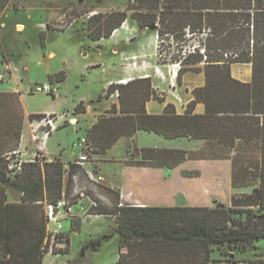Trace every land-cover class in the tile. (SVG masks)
<instances>
[{"label": "trees", "instance_id": "1", "mask_svg": "<svg viewBox=\"0 0 264 264\" xmlns=\"http://www.w3.org/2000/svg\"><path fill=\"white\" fill-rule=\"evenodd\" d=\"M127 10L106 15L92 14L87 19V35L91 39L109 37L128 15L138 25L155 28L159 40L158 56L163 55L164 39H175L179 50L169 55L179 62L177 76L187 70L202 71L205 83L191 90L190 100L182 113L173 103L165 104L161 113H149L146 103L164 101L159 97L150 76L134 77L126 82H111L96 101L117 93L118 104L111 103L95 123L86 129L85 136L96 153L111 148L120 137H131L137 131H148L165 138L213 137L217 125L235 122L239 114L264 113V0H130ZM10 0H0V10ZM41 45L44 35L40 33ZM195 42L191 49L186 47ZM2 56L4 53L1 49ZM166 58H161L166 61ZM250 63L251 83H242L230 76L231 66ZM65 79L64 71L49 76V81ZM94 101H90L93 103ZM202 102L205 111L193 113L196 103ZM118 105V106H117ZM16 94L0 92V203L3 189L20 194L21 201L43 210L22 221L21 203L7 202L0 207V264H42L47 251L46 204L56 202L63 190L65 163L60 158L43 162L24 163L21 172L8 173L2 154L16 148L22 133V114ZM75 113L85 112L84 102L74 107ZM107 113V114H106ZM42 114H31V118ZM248 117V116H247ZM233 145L232 143H224ZM127 162L137 166L172 169L188 157L186 150L153 146H136ZM251 165L240 159L233 161V179L259 177V184L250 194L233 197L232 205L215 201L213 205H135L124 202L115 206V225L99 237L87 240L88 246H99L103 239L118 236L119 252L112 264H208L213 245H226L233 253L257 249L264 239V154L250 159ZM237 170H242L237 173ZM186 175L197 174L184 171ZM238 174V175H237ZM102 191L117 204L119 191L106 184ZM5 212V220L2 213ZM80 219L71 220V228L80 229ZM25 234L26 245L20 238ZM34 237L36 238L34 242ZM69 247V237L64 234ZM219 261L237 262L229 258L231 250L219 249ZM65 252V251H64ZM222 257V256H221ZM242 261V260H241ZM246 264H264V258L246 260Z\"/></svg>", "mask_w": 264, "mask_h": 264}, {"label": "rangeland", "instance_id": "2", "mask_svg": "<svg viewBox=\"0 0 264 264\" xmlns=\"http://www.w3.org/2000/svg\"><path fill=\"white\" fill-rule=\"evenodd\" d=\"M31 4L53 9L55 10L56 15H64L62 20L65 24L72 20H76L80 27L85 25L86 29H88L87 19L92 14L106 15L112 11L118 10H127L128 14L131 12V9L129 8L131 4L130 0H11L10 3L14 8H19L20 6L24 7ZM71 16L73 18L69 19ZM67 20L69 21L67 22ZM63 22L59 23L57 28L64 29L65 26H63ZM11 30L12 28H10V31L5 32V39H12L14 32ZM113 32V35L111 34L107 38L97 40V45L94 43V48L89 51L90 56L86 57L88 61H97L100 65L92 66L82 72H80L79 69L82 67L81 62L83 57L82 55H79L77 59L78 62H75V58H77L76 52L70 47V44L73 43L75 38L83 40L82 37H77L75 30H69L66 33L52 31L47 34V44L50 49L53 48L55 50L56 56L65 57L71 65L77 63L75 69L70 72V79L63 83L61 93L63 99L54 102L58 107L56 110L57 118L62 113L69 111L66 119L70 122L71 118L69 117L71 111L81 101L86 104L88 110V113L80 117L77 124L70 123L69 125H64L63 117L59 119L58 123H60V127L59 129H54L50 137V147L52 148L51 153L53 154L48 153L47 155L49 157L61 158L64 163L73 161L78 156L80 150V147L76 143L91 125L94 119L93 115L96 114L98 117L103 114L104 112L101 108L105 105L109 106L112 102L118 104L117 96L114 94L105 97L100 101H96L98 96L106 91V82L108 79L115 76V71L118 70L119 72L117 78L118 81L112 82H121L132 77L141 76L142 74H150L156 94L159 97L164 98V101L162 102L156 100V102L153 103L156 105H159V103L164 104L172 99L176 101V103L182 104V106L186 103V99H184V96H186L185 87L192 88L193 84L198 82L203 73L202 71L196 72L194 70H187L181 75L178 81V76L176 75L175 77V74L178 73L180 64L179 62L171 60L169 55L178 52L179 42L171 38L164 39L162 46L163 55L161 58H167L166 61H162L158 56L159 40L155 28L139 26L130 15H128L126 20L122 22L120 27H118V30L114 33ZM27 34L28 43L30 45V48L27 50L29 61L24 64V68L21 69L19 67L11 78L13 82L12 84H14V82L19 83V86L23 89L31 84L36 85L39 79H43L45 77L46 69L50 68L51 63L58 64V59L46 60L42 57L43 51L41 52L40 49L41 44L39 42V33L35 29H28ZM83 41V43L86 42L87 45H90L91 40L89 37L85 36ZM1 42L2 38L0 39V44ZM193 44H195V42H191L186 48L191 49ZM168 52L169 55H166ZM5 60V55L2 57V53L0 52V72H3L6 68ZM232 66L234 67V70H249V65L247 64L237 63ZM1 82L0 89L8 87V81L4 82V84ZM173 84L175 87H172ZM38 93L45 92H37L34 94L26 93L28 101L33 107H39L44 103V99L38 96ZM45 96L52 100L51 95L47 94ZM90 101L94 102L90 103ZM26 126H28L27 122ZM137 134L138 140L143 145H155V143L158 144L161 140H164L153 133H151L152 135H149L145 131H139ZM155 138L158 139L155 141ZM123 140H127V143H129L127 147L128 149L126 148V154H135V150H133L132 147L134 145H140L137 143L133 144L130 142V139ZM23 143L28 144L25 140ZM45 146L46 145L44 144V147ZM92 147L93 154L100 149L97 146L94 147V144ZM112 150L113 151L110 152V157H114L115 161L103 164L101 172L109 181L120 183L122 182L120 180L123 179L124 174V169L121 163L118 162L120 161L121 150L118 147H115ZM194 155L195 154H188V159L177 166L171 176H164L162 169L159 168L152 167L135 169L132 173V179L140 182L141 189L144 188V191L139 192L144 194V196L148 197L150 200V202H146L145 204L163 205L168 204L169 202L172 203L173 201L178 204L189 203L184 193H177V191H182L187 193L188 196L193 195L190 190V176L183 173L184 171L200 170L206 175L207 173L210 174L215 170H219L222 174H228L229 166H231L229 160H194L192 158ZM197 155L206 156V154ZM214 155L222 156L224 154ZM233 155L234 154L230 155V157ZM43 161H45V157L40 160V163ZM248 165H251V163ZM99 186H104V183L102 182ZM227 191L226 187H224L218 189L215 193L217 194V197H220L222 200L227 196ZM173 198V201L170 200ZM114 219L115 217L111 216L92 215L84 218L81 222L80 229L75 231L71 228L69 218H62L60 221L62 228H60V230L64 231V234L69 237L68 250H65V252L62 253L46 254L43 264L114 263L119 252L117 235H113L108 239H103L99 246H88L83 249V245L87 240L99 237L103 233L110 232L112 226L115 225ZM55 226L56 223L53 221L49 223L50 229H54ZM220 247H224L225 250H231L229 246L214 244L211 255L212 259L215 261H211L208 264H227L226 262L219 261L220 258H227L226 256L220 255L218 250ZM230 254L234 256L232 250L230 251ZM238 256H247V258L238 259L234 256L236 261L242 260L244 264H246V260L248 259L264 258V239L258 242L257 249H253L249 253L246 252L239 254Z\"/></svg>", "mask_w": 264, "mask_h": 264}, {"label": "crops", "instance_id": "3", "mask_svg": "<svg viewBox=\"0 0 264 264\" xmlns=\"http://www.w3.org/2000/svg\"><path fill=\"white\" fill-rule=\"evenodd\" d=\"M55 10L49 9L44 6H36V5H26L24 7L14 8L12 6H8L2 10H0V39L2 38L1 42V49L6 57L5 65L6 68L3 72H0V74L3 73V78L0 80L2 84L4 82L8 81L9 84L8 87H4L0 89V92H7V93H14L17 95L19 102H20V113L22 114V133L20 136V140L18 142V146L16 148L23 149L24 147L26 150L29 151H35V143L34 139L32 137V122L34 120V117L31 118V114H43V113H53L56 114V110L58 109L57 104H55V101L62 100L63 97L61 96L62 89H63V83H65L67 80L70 79V72L75 69V66L77 63H74L71 65V63L63 56H56V52L53 48H49V45L47 44V34L51 33L52 31H61L62 33H66L69 30L73 31L75 30L77 37H82V39H85V36L88 37L86 26L84 25L82 28L78 25L76 20H72L68 23H64L62 18L64 15H56ZM59 17V18H58ZM71 16L69 19H72ZM64 23L63 26H65L64 29H59L57 26H59V23ZM19 26H22V29L19 30ZM10 28H12L11 31L14 32V35L12 36V39H5V32L10 31ZM33 28L35 29L39 34V42H40V33L42 32L44 35V45L40 47L41 52L43 51L42 57L46 60L48 59H58V64H50V68L46 69L45 77L43 79H39L37 84L43 83L45 81H49V76L54 75L60 71H64L65 73V79L60 82L52 81L53 84L56 85V92L53 94H49L52 97V100L47 98L45 95L46 93H38V96L42 97L44 99V103L39 107H33L26 96V93L28 94H34L37 92H31L30 88L34 86V84L24 87L19 86V83L12 84V77L14 75V72L19 69V67L22 69L24 68V64H26L29 61V55L27 50L30 48V45L28 43V29ZM118 30V28H117ZM114 32L116 30L114 29ZM113 32V33H114ZM113 35V34H112ZM90 45L83 40H79L78 38H75L73 43L70 44L71 48L75 50L76 57L75 62H78V56L82 55V62H81V68L79 69L80 72L84 71L85 69H89L92 66H99V62L93 61L90 62L86 59L89 55V51L94 48L95 45H97V40L99 39H91L89 38ZM95 43V45H94ZM41 44V42H40ZM3 57V56H2ZM52 60V61H53ZM239 64H247L249 65L248 71H239L234 70L233 66H231L230 76L242 83H251L252 80V71H251V64L250 63H239ZM81 74V73H80ZM119 76L118 70L115 71V76L106 82L107 86L112 81H118L117 78ZM141 76H150V74H142ZM138 76V77H141ZM134 78V77H132ZM9 79V80H8ZM131 79V78H130ZM129 80V79H128ZM122 81V82H126ZM205 79H204V73L201 74L199 80L197 83L193 84L192 88H186L185 87V95L184 99H186V103L184 106L182 104L176 103L174 100H169V102L173 103L176 109L177 113H182L186 104L193 99V95L190 92L193 88L199 87L204 85ZM175 87V86H174ZM59 95V96H58ZM153 102H156V100H150L146 103V110L149 113H161L163 111V108L166 103L156 105ZM113 103V102H112ZM158 103V102H157ZM85 105V112L81 113H75L74 109L71 111V115L69 118H71V121H67L68 112L62 113L56 120L57 127L55 129H59L60 123L59 119L63 117L64 125H69L70 123H73V120H75V123L77 124L79 122V119L84 114L88 113L86 104ZM111 105V104H110ZM109 105V106H110ZM108 105L103 106L101 109L104 110L109 108ZM205 111V105L202 102L196 103L193 113L196 114H202ZM57 115V114H56ZM248 116V117H247ZM251 114H239L238 119L235 122H225L223 124H218L216 127L217 131L213 137H206V138H165L162 135L153 133V132H147L149 135H152L151 133L157 135L158 137H161V140L158 144L155 143V145H143L138 140V132L137 131L134 135L131 137H120L115 144L111 147L106 149L105 151H102L100 153L94 154V160L97 164L96 169L100 172V174L103 176V183L109 186L110 188L114 189L115 191H119V194L121 196V199L124 202H128L135 205H145L146 202H150L148 197H145L144 194H141L139 191L143 192L144 188L141 189V184L138 181H134L132 179L133 171L135 169H141V168H152V166H137L135 164H131L127 162V160L130 157V154H126V150L128 149L129 143H127V140L123 139H130V142L137 143L140 146H153L158 148H167V149H183L186 150V154H195L192 158L194 160H223L227 159L231 162V166H229L228 174H222L219 170H215L212 173H207L206 175L198 170L197 174L188 175L190 176L191 182H190V190H191V196H188L187 193L182 191H177V193H184L186 198L188 199L189 203H185L187 205H213L215 201H222L226 205L230 206L233 203V197H240L245 194H250L253 191V187L257 186L259 184V177H243V182L241 180L240 182H236L233 179V161L234 158L240 159L242 161H246L247 164L250 163L251 158H255L258 156L260 158V154H264V113H255L254 120H250ZM94 119L89 127L92 126L93 123L97 120V115H93ZM27 119V121H26ZM73 119V120H72ZM26 122L28 123V126H26ZM62 124V125H63ZM88 127V128H89ZM87 128V129H88ZM54 130H51L48 138L45 142V150L44 155L45 159L51 160L54 157H49L47 154L52 152V148L50 147V137L52 135V132ZM158 138H155V141ZM24 140L28 144H24ZM224 143H232L233 145H225ZM127 144V146H126ZM48 146V147H47ZM118 147L120 151V162L123 169V179L120 180L122 182L117 183L116 181H109L105 178L104 174L101 172V167L103 164L110 163L115 161L114 157H110V152L113 151L112 149ZM127 148V149H126ZM15 149V148H14ZM7 153V152H6ZM6 153L2 154V156L5 157ZM53 154V153H51ZM197 154H206V156L203 155H197ZM214 154H224L222 156L214 155ZM234 154L230 157V155ZM61 159V158H60ZM188 159V157H187ZM186 159V160H187ZM62 160V159H61ZM185 160V161H186ZM184 162V161H183ZM182 162V163H183ZM66 164V163H65ZM181 164V163H180ZM179 164V165H180ZM177 165V166H179ZM230 165V164H229ZM175 166L172 169H166L162 167H153V168H159L162 169L164 176H171L175 168ZM242 170H237V173H241ZM238 175V174H237ZM124 180V182H123ZM143 186V185H142ZM226 187L227 196L225 199H220V197H217L218 189H222ZM104 193V192H103ZM175 193V194H177ZM141 194V195H140ZM174 194V195H175ZM108 195V194H107ZM5 196V197H4ZM109 196V195H108ZM3 197L1 200L3 201L2 205L4 206L7 202L10 203H21L22 206L18 208L21 211V217L22 221L26 222L28 218H31V216H34V214H37L41 216L43 214V210H38L31 208L30 206H27L24 204L20 199V194L12 193L11 191H8L6 189H3ZM110 197V196H109ZM174 197V196H173ZM112 200H114L112 197H110ZM170 200H174L170 199ZM178 203H175L173 201L172 203L163 204V205H175ZM185 204H178V205H185ZM0 203V207L2 206ZM2 217L5 220L6 214L5 212L2 213ZM4 221L0 222V226L3 224ZM116 235V234H115ZM118 237V236H117ZM36 238L34 237V242ZM27 237L25 234L20 238L21 244L24 246L26 245ZM246 253V252H243ZM249 253V252H247ZM239 254H242L241 252L233 253L235 258H247V256H238ZM231 254H229V258H234ZM226 262V261H223ZM227 263V262H226ZM228 264V263H227ZM231 264H244L242 261L232 262Z\"/></svg>", "mask_w": 264, "mask_h": 264}, {"label": "built area", "instance_id": "4", "mask_svg": "<svg viewBox=\"0 0 264 264\" xmlns=\"http://www.w3.org/2000/svg\"><path fill=\"white\" fill-rule=\"evenodd\" d=\"M176 75L177 73L175 77ZM2 78L3 74H0V80ZM174 86L173 84L172 87ZM30 91L53 94L56 92V85L46 81L32 86ZM114 95L117 96V93ZM56 119L57 115L53 113H43L41 116L34 118L32 137L35 143V151H29L26 148L20 149L19 147L8 151L5 155L8 173L16 174L22 171L24 163L40 162L41 159H44V142L50 131L57 127ZM76 144L80 147V150L73 161L65 164L61 196L56 202L45 206L48 240L45 256L48 253H62L67 247L64 239L65 232L60 230L62 228L60 224L62 218H69L71 222L73 219L82 221L92 215L115 217L112 212L115 206L118 207L124 204L122 199L116 204L106 193H103L102 187L99 186L102 184L103 176L96 169L94 156L90 154V145L85 134L78 139ZM51 221L56 223L54 229L49 228Z\"/></svg>", "mask_w": 264, "mask_h": 264}, {"label": "bare ground", "instance_id": "5", "mask_svg": "<svg viewBox=\"0 0 264 264\" xmlns=\"http://www.w3.org/2000/svg\"><path fill=\"white\" fill-rule=\"evenodd\" d=\"M144 27H146V28H149L150 26H144ZM19 28V30H21L22 29V26H19L18 27ZM116 31H117V28L115 29ZM122 82V81H121ZM73 120V119H72ZM73 123H75V120H73ZM53 203V202H52Z\"/></svg>", "mask_w": 264, "mask_h": 264}, {"label": "flooded vegetation", "instance_id": "6", "mask_svg": "<svg viewBox=\"0 0 264 264\" xmlns=\"http://www.w3.org/2000/svg\"><path fill=\"white\" fill-rule=\"evenodd\" d=\"M10 3H11V0H10V2L8 3L7 7H8V6H12V5H10ZM12 7H13V6H12ZM139 26H140V25H139Z\"/></svg>", "mask_w": 264, "mask_h": 264}, {"label": "water", "instance_id": "7", "mask_svg": "<svg viewBox=\"0 0 264 264\" xmlns=\"http://www.w3.org/2000/svg\"><path fill=\"white\" fill-rule=\"evenodd\" d=\"M153 28V27H152Z\"/></svg>", "mask_w": 264, "mask_h": 264}]
</instances>
